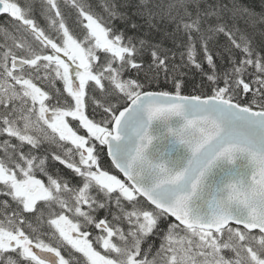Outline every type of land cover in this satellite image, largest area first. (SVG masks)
<instances>
[{
	"label": "snow or ice",
	"instance_id": "snow-or-ice-1",
	"mask_svg": "<svg viewBox=\"0 0 264 264\" xmlns=\"http://www.w3.org/2000/svg\"><path fill=\"white\" fill-rule=\"evenodd\" d=\"M40 18L0 0V264H264V0Z\"/></svg>",
	"mask_w": 264,
	"mask_h": 264
},
{
	"label": "trees",
	"instance_id": "trees-1",
	"mask_svg": "<svg viewBox=\"0 0 264 264\" xmlns=\"http://www.w3.org/2000/svg\"><path fill=\"white\" fill-rule=\"evenodd\" d=\"M40 3L41 0H35V9H36V16L38 19L40 18ZM259 7H257V11H259ZM161 37L159 34H156L155 39L159 40ZM165 46L167 47H171V44L165 40ZM193 79H195V81H199L200 77L197 73L193 72V71H189L188 73V83H189V87L185 88L184 92L185 94H192L193 93V89L191 88V83L193 82ZM166 90H170V85L167 86ZM52 166H54L55 168L61 169L63 170L66 174L69 172V170L64 169L63 165H60L58 162H52ZM101 215H103V212H101ZM158 243V241H157Z\"/></svg>",
	"mask_w": 264,
	"mask_h": 264
}]
</instances>
